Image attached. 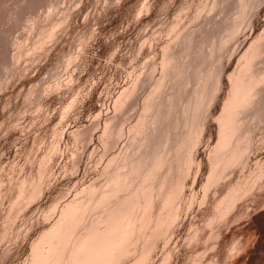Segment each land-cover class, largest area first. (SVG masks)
I'll return each instance as SVG.
<instances>
[{"label": "rangeland", "instance_id": "1", "mask_svg": "<svg viewBox=\"0 0 264 264\" xmlns=\"http://www.w3.org/2000/svg\"><path fill=\"white\" fill-rule=\"evenodd\" d=\"M263 31L264 0H0V264H28L33 244L76 196L89 201L83 223L98 219L105 211L100 199L106 202L115 180L123 194L136 181L126 194L133 192L160 142L168 145L160 147L166 162L152 170L155 184L165 180L158 184L166 183L164 191L154 193L148 233L132 236L131 254L117 264H136L145 249L139 264H229L232 249L239 253L257 236L264 254V216L255 217L264 210V84L259 99L253 95L258 100L245 98L233 141L220 156L213 153L217 119L231 95L229 74ZM181 138L189 145L178 152ZM178 154L192 159L186 172ZM125 161L138 170L130 169L126 183ZM239 182L248 185L223 216L225 205H217ZM158 218L165 222L155 230Z\"/></svg>", "mask_w": 264, "mask_h": 264}, {"label": "bare ground", "instance_id": "2", "mask_svg": "<svg viewBox=\"0 0 264 264\" xmlns=\"http://www.w3.org/2000/svg\"><path fill=\"white\" fill-rule=\"evenodd\" d=\"M246 2V1H245ZM241 4V3H240ZM213 5H214V3H213ZM245 5V4H244ZM243 5V6H244ZM248 5V4H247ZM246 5V6H247ZM242 7V6H241ZM246 8V7H245ZM243 10V9H242ZM240 30V29H239ZM189 35V34H188ZM192 36V35H191ZM190 36V37H191ZM185 37V36H184ZM256 38V37H255ZM191 39V38H190ZM263 39H264V31L263 32H261V34L260 35H258L257 36V38L256 39H254V41H252V43H250V45L248 46V48L245 50V52L242 54V56L240 57V59H239V65L237 66L238 68H236V70H234L233 72H232V74H229V81L232 83H230L231 84V95H230V97L227 99V101L225 102V104H224V108H223V111H222V113L220 114V116L218 117V119H217V122H218V124H219V137H218V141H217V143H216V145L214 146V151H213V153H216V154H218L219 155V153L224 149L225 150V146H227L229 143H231V140H232V133H233V131H234V128H236L235 126H237L238 125V127L240 126L239 124H240V122H241V116L239 117L238 116V112H240V109H241V107L244 105L243 103L245 102V98H246V100L248 99V100H250V101H253V100H258L259 98V95L261 96V94L264 92L263 90H264V87H263V85L262 84H264V67L262 68L259 64H261L260 62H264V61H262V51L264 52V49L263 48H261L262 49V51H260V48L259 47H261V45L259 44V42L262 40L263 41ZM186 40V39H185ZM189 40V39H188ZM187 41V40H186ZM185 41V42H186ZM192 41V40H191ZM262 41L260 42V43H262ZM191 44V43H190ZM263 44H264V41H263ZM189 45V44H188ZM260 45V46H259ZM262 47H264V45L262 46ZM187 49H188V47H186ZM165 49V48H164ZM264 55V54H263ZM165 60V59H164ZM261 60V61H260ZM256 61V62H255ZM260 61V62H259ZM164 62H168V61H164ZM259 62V63H258ZM256 63V64H255ZM254 64H255V66H257V64L261 67V69H263L262 71H260V67L258 68L259 69V71H255L256 69H257V67H255L254 68ZM168 65V64H167ZM166 65V66H167ZM263 66V65H262ZM167 68V67H166ZM165 68V69H166ZM164 69V68H163ZM257 69V70H258ZM231 79V80H230ZM205 80V79H204ZM208 80V79H207ZM209 80H210V78H209ZM208 80V81H209ZM160 82H161V80H160ZM207 82V81H206ZM139 83V82H138ZM205 83V82H204ZM136 84V83H135ZM159 84V83H158ZM137 85V84H136ZM261 86L263 87L261 90L263 91H260V93L259 92H257V91H259L258 90V88L260 89L261 88ZM157 87H159V86H157ZM207 87V86H206ZM206 87H204V88H206ZM130 88V87H129ZM201 88V87H200ZM155 89H156V87H155ZM196 89V88H195ZM134 90H136V89H134ZM158 90H159V88H158ZM197 90H199L198 91V93L201 91V90H204L203 89V87H202V89L200 90L199 89V87L197 88ZM130 91V90H129ZM156 91V90H155ZM135 92V91H134ZM256 92H257V95H258V93H259V95H258V97H257V95H256ZM262 92V93H261ZM124 93V92H123ZM193 93V92H192ZM197 92H196V94H198ZM202 93H204V92H202ZM201 93V94H202ZM127 94V93H126ZM132 94H133V92H132ZM200 94V93H199ZM256 95V97L258 98H256V97H254V98H256V99H254L253 98V95ZM122 95V94H121ZM120 95V96H121ZM125 95V94H124ZM171 95V94H170ZM169 95V96H170ZM252 95V96H251ZM264 95V94H263ZM208 96V95H207ZM153 97V96H152ZM167 97V96H166ZM193 97V96H192ZM199 97H201V96H198V98ZM204 97V96H203ZM251 97V98H250ZM149 99H150V97H148ZM162 98V97H161ZM253 98V100H251ZM155 99V98H154ZM172 99V98H171ZM206 99V98H205ZM195 100V99H194ZM197 100V99H196ZM203 100V99H202ZM123 101V100H122ZM164 101V100H163ZM173 101V100H172ZM171 101V102H172ZM191 101V100H190ZM190 101H188V102H190ZM151 102V101H150ZM161 102V101H160ZM169 102V101H168ZM167 102V103H168ZM196 102V101H195ZM198 102H200V101H198ZM247 102V101H246ZM245 102V103H246ZM249 102V101H248ZM120 103V102H119ZM148 103V102H147ZM170 103V102H169ZM201 103V102H200ZM256 102H254V103H252L253 105L255 104ZM121 104V103H120ZM164 104V103H163ZM172 104V103H171ZM193 104H195V103H193ZM196 104H198L199 105V103H196ZM249 103H247L246 105H248ZM125 105V104H124ZM201 105H203V104H201ZM245 105V106H246ZM164 106V105H163ZM250 106V105H249ZM252 106V105H251ZM120 107V106H119ZM118 107V108H119ZM123 107V106H122ZM148 107V106H147ZM186 107H191V106H189V104L186 106ZM194 107H196V105L194 106ZM161 108V107H160ZM166 109V108H165ZM167 109H169V108H167ZM189 109V108H188ZM187 109V110H188ZM193 109V108H192ZM244 109V108H243ZM170 110V109H169ZM183 110V109H182ZM242 110V109H241ZM189 111V110H188ZM187 111V112H188ZM194 111H195V109H194ZM197 111V110H196ZM165 112V111H164ZM170 112V111H169ZM192 112H193V110H192ZM183 113V112H182ZM191 113V112H190ZM186 114V113H185ZM189 114V113H188ZM200 114V113H199ZM198 114V115H199ZM158 115H159V113H158ZM168 115V112H167V114H166V116ZM193 115V114H192ZM163 116V115H162ZM165 116V117H166ZM195 117H196V115H195ZM241 118V119H240ZM164 119V118H163ZM170 119V118H169ZM185 119V118H184ZM187 119V118H186ZM195 119L196 118H194V121H195ZM163 121V120H162ZM185 121V120H184ZM141 122V121H140ZM145 122V121H144ZM186 122V121H185ZM164 123V122H163ZM162 123V124H163ZM189 123V122H188ZM147 124V123H146ZM165 124V123H164ZM183 124H184V122H183ZM185 125H186V127L188 126L186 123H185ZM184 125V126H185ZM191 125V124H190ZM158 126V125H157ZM178 126V125H177ZM137 127V126H136ZM193 127V126H192ZM191 127V128H192ZM238 127H237V129H238ZM108 128V127H107ZM141 128H142V125H141ZM145 128V127H144ZM240 128V127H239ZM178 129V128H177ZM176 129V130H177ZM181 129V128H180ZM184 130L186 129L187 130V128H183ZM189 129V128H188ZM193 129V128H192ZM204 129V128H203ZM241 129H242V126H241ZM111 130V129H110ZM121 130V129H120ZM148 130V129H147ZM155 130V129H154ZM169 130V129H168ZM175 130V131H176ZM185 130V131H186ZM201 130V129H200ZM119 131V130H118ZM143 131V130H142ZM192 131V130H191ZM190 131V132H191ZM109 132V131H108ZM172 132V131H171ZM177 132V131H176ZM183 132V131H182ZM118 133V132H117ZM150 133V132H149ZM187 133V132H186ZM202 134L203 132L201 131V132H199V134ZM244 133V132H243ZM105 134V133H104ZM108 134V133H107ZM143 134V133H142ZM141 134V135H142ZM145 134H147V133H145ZM152 134V133H151ZM155 134V133H154ZM157 134V133H156ZM170 134V133H169ZM181 134V133H180ZM190 134V133H189ZM188 134V135H189ZM198 134V133H197ZM234 134H235V132H234ZM239 134V133H238ZM111 135V134H110ZM118 135V134H117ZM119 135H120V133H119ZM122 135V134H121ZM121 135L119 136V137H121ZM176 135V134H175ZM182 135V134H181ZM245 135V134H244ZM244 135H241V137L242 136H244ZM109 136V135H108ZM113 136V135H112ZM137 136V135H136ZM155 136V135H154ZM177 136V135H176ZM183 136H184V134H183ZM186 136V138H187V135H185ZM184 136V137H185ZM199 135H197L196 137H198ZM118 137V136H117ZM144 137V136H143ZM148 137H150V135L148 136ZM202 137V136H201ZM239 138H240V136H238ZM110 138V137H109ZM112 138V137H111ZM136 138V137H135ZM155 138V137H154ZM199 138V137H198ZM238 138V139H239ZM243 138V137H242ZM158 140L160 139L159 137L157 138ZM181 139H183V138H181ZM241 139V138H240ZM143 140V139H142ZM156 140V139H155ZM158 140H157V142H158ZM136 141H138L137 139H136ZM148 141V140H147ZM151 141H153V140H151ZM177 141V140H176ZM180 141V140H179ZM181 141H183V142H181V144H179V146H178V144H176V142H175V144H176V146L177 147H179L178 148V150L180 149V151H178L177 149V151L178 152H181V150H182V152H183V150H184V148H187V147H185L186 145H187V141L188 140H186L185 141V138L183 139V140H181ZM233 141V140H232ZM235 141V140H234ZM248 141H249V139H248ZM134 142V141H133ZM144 142H146V141H144ZM155 142V141H154ZM157 142H155V144H157ZM169 142V141H168ZM238 142H240V141H238ZM141 143V142H140ZM146 143H149V142H146ZM161 143V145H156L155 147V149L154 150H152V151H154V152H152V156H151V160H153V162H151L150 161V163L152 164V167H151V164H150V166H148V167H151L150 169H149V172H148V169H147V167H146V169L144 168V169H142V170H145V171H147L148 173H145V172H143L142 170V172L140 173V175L142 174V173H145V175H142V176H140L141 177V179H142V182H139V176L137 177H135L134 178V181L136 180V178H137V181H138V183H141V184H139V185H137L136 184V186L135 187H140V188H136V189H133L134 191L132 192L131 190H132V188L133 187H131L132 185H135V183H136V181H135V183L134 184H132L131 185V183H133V182H130L129 181V184H130V186L129 187H131V192L129 193V194H126V192L128 191L129 192V187L127 186V184H126V186L125 187H128V188H126L125 189V191H124V193L125 194H123V186H121L122 188L121 189H119V186L122 184L123 185V183L121 182V184L119 185L118 183H117V180H115V182L116 183H113L112 185H111V180H114L113 178V176H115V174L114 175H112V177L113 178H110L111 180H109V181H111V182H109L110 183V185L112 186V187H114V189L112 188V187H110L108 190H110L111 188H112V191H111V193L109 192V193H107V192H105V194L107 193V194H109L108 195V197H107V194H106V196L105 197H107V199H106V202L104 201L105 199H104V192L101 194V193H98V194H101L100 196H102L103 195V200L102 199H100L102 202H103V205L105 206V208H103V209H105V211L103 212L102 211V214H100L101 212H99V214L98 215H100V217L98 216V219L96 218V220H94V221H92L91 223H90V221H89V224H87V221H85L86 223H83L84 221L83 220H85V218L83 219V217L84 216H86V214H87V212L85 213V215L83 214L84 212H85V209H87L86 208V206H89V205H87V204H89L88 202L89 201H87V202H85L83 199H75V198H72L71 199V201H69V202H67V204H65L64 205V207L61 209V211H60V214H59V216H58V218L56 219V221H55V223L48 229V230H45V232H43L42 233V235H41V237H39L38 238V240L33 244V246H32V251H31V256H30V260L28 261V264H112L113 262H115V263H113V264H117V262L119 263V262H123L124 263V261H125V258L126 257H128V255H130L131 253H130V251H129V247H128V250L126 249L127 248V243L129 242V240H130V238L133 236V238L135 237L134 235H136L137 237H138V234H141L142 232H143V234L147 231V233H148V230H145V227L147 226L146 225V221L148 220L150 223H151V220H150V218L152 219V209H153V206H152V200H153V196H154V193L156 192V194L158 193V192H160L161 193V190L163 189V187L165 186V182H164V186L161 188V187H159V183L161 182V180H159V179H157V182H158V180L160 181V182H158V183H154L155 181H156V175L158 174L157 172L155 173V172H153V170L155 169L156 170V168H154L153 169V167H157L158 166V168H159V165H163V162H166V155H163V148L161 149V151H162V153H161V151H160V147H162V144L164 145V143L165 142H160ZM160 143H158V144H160ZM180 143V142H179ZM235 143V142H234ZM241 143V142H240ZM117 144V143H116ZM139 144V143H138ZM144 144V143H143ZM154 144V143H153ZM166 145H167V143H165ZM171 144V143H170ZM236 144V143H235ZM140 145V144H139ZM142 145V144H141ZM141 145H140V148H141ZM146 145V144H145ZM188 145H189V143H188ZM187 145V146H188ZM138 145H136V147H137ZM144 145H142V148L144 149V147H143ZM150 146V145H149ZM148 146V147H149ZM168 146V145H167ZM172 146V145H171ZM170 145H169V147H171ZM175 146V145H174ZM174 146H172V147H174ZM232 146H235L234 147V149L236 148V145H232ZM238 146V145H237ZM135 147V148H136ZM145 147H147V146H145ZM148 147H147V150H148ZM151 147L153 148V145L151 144ZM151 147H149V148H151ZM163 147H166L165 145L163 146ZM225 147V148H224ZM229 147V146H228ZM239 147H240V145H239ZM242 147V146H241ZM232 148V147H231ZM137 149V148H136ZM157 149H159V150H157ZM167 148H165V150H166ZM169 149H171V148H169ZM229 149V148H228ZM233 149V150H234ZM138 150V149H137ZM141 150V149H140ZM139 150V152H141ZM171 150H173V149H171ZM175 150V151H176ZM236 150V151H235ZM234 151L235 152H237V150L238 149H235ZM136 151V150H135ZM142 151H145V150H142ZM159 151V152H158ZM168 151V150H167ZM174 151V150H173ZM227 151V150H226ZM137 152V151H136ZM135 152V154H134V156L135 155H137L138 153H136ZM147 152V154H149L148 153V151H146ZM171 152V151H170ZM223 152V151H222ZM228 152V151H227ZM233 152V151H232ZM234 152V153H235ZM142 153V152H141ZM145 153V152H144ZM143 153V154H144ZM226 153V152H225ZM238 153H241L240 152V149H239V151H238ZM143 154H142V156H143ZM146 154V153H145ZM166 154H168V152H166ZM170 154V153H169ZM173 154V153H172ZM176 154V153H175ZM182 154V153H181ZM231 154V153H230ZM241 154H243V153H241ZM131 155V154H130ZM140 155V154H139ZM151 154H149V155H147V158L150 156ZM184 156H185V153L183 154ZM183 155H182V159H176L175 158V161L176 160H180V161H176L177 163H178V165H179V162H181L182 160H183V164H182V162H181V164H182V166H183V168H182V166H181V164L179 165L180 167H181V169H184L183 171L184 172H186V170L189 168L188 166H192L191 164H193V163H191L192 162V159L190 160L189 158L190 157H187L188 159H186V160H184L183 159ZM215 155V154H214ZM225 155V154H224ZM138 156V155H137ZM186 156H189V155H187L186 154ZM185 156V157H186ZM220 156V155H219ZM231 156V155H230ZM229 155H228V157H230ZM237 156V155H236ZM238 156H240L239 154H238ZM125 157V156H124ZM146 158V155H144L142 158L139 156V158L137 159L138 160V163L140 162V161H142V162H140V165L142 164V166H143V160L145 161V158ZM169 157V156H168ZM167 157V158H168ZM171 157V156H170ZM175 157V156H174ZM178 157H179V154H178ZM179 157V158H180ZM217 157V155L215 156V158ZM232 157H233V155H232ZM116 158V157H115ZM115 158H113V159H115ZM119 157H117V159H118ZM172 158V157H171ZM219 158V157H218ZM221 158V157H220ZM220 158H219V160H220ZM116 159V160H117ZM140 159V160H139ZM143 159V160H142ZM233 159V158H232ZM115 160V161H116ZM124 160H126V158L124 159ZM149 158L145 161V162H147V163H149ZM173 161H174V159H172ZM171 160V161H172ZM222 161H223V159H221ZM220 160V161H221ZM234 160H235V158H234ZM129 161H132L131 160V158H130V160ZM128 161V162H129ZM134 161H135V163H134ZM168 161H169V159H168ZM170 161V162H171ZM216 161V160H215ZM136 160H134L133 159V162L131 163V162H129V163H131V165H136ZM144 162V163H145ZM176 162H173V163H176ZM213 162H214V158H213ZM231 162V161H230ZM126 163V161L124 162V164ZM134 163V164H133ZM137 163V165H138V167H139V164ZM153 163H155L154 164V166H153ZM172 163V162H171ZM172 163V164H173ZM191 163V164H190ZM215 163V164H214ZM213 163V168L215 169V166H217V164H218V160L216 161V162H214ZM220 163H222V162H220ZM226 163V162H225ZM123 164V163H122ZM190 164V165H189ZM229 164V163H228ZM110 165V164H109ZM112 165V164H111ZM125 165H127V163L125 164ZM131 165H129V167L131 166ZM147 164H144V166H146ZM166 163H165V167H164V171H165V169H166ZM168 165H169V163H168ZM174 165V164H173ZM177 165V167H179ZM224 165V164H223ZM226 165V164H225ZM124 165H120L119 166V168L122 170H120L119 168V171H114V172H117V175H118V173L121 171V172H123V169L125 170V169H127V167H128V165H127V167L125 168V167H123ZM143 166V167H144ZM176 166V165H175ZM219 166V165H218ZM111 167V166H110ZM122 167H123V169H122ZM129 167H128V170H129V173H127V171H126V173H122L123 174V176H122V174H121V176L123 177V179H124V182L126 183V181H127V179H128V175H129V178H130V175H131V173H132V171H134V170H132L131 168H133L134 166H132L130 169L132 170L131 171V173H130V169H129ZM135 167H137V166H135ZM137 167V168H138ZM171 167V166H170ZM220 167V166H219ZM261 167V166H260ZM139 168H141V166L139 167ZM162 168V167H161ZM133 169H136V168H133ZM153 169V170H152ZM168 169H171V170H173L172 169V167L171 168H169L168 167ZM178 169V168H177ZM180 169V171H182ZM213 169V170H214ZM218 169V168H217ZM260 169H262V168H260ZM110 170V169H109ZM140 170V169H139ZM154 170V171H155ZM161 170L162 169H160L159 170V172L161 173ZM136 171H138V170H136ZM136 171H134V172H136ZM166 171H168V170H166ZM165 171V172H166ZM178 171V170H177ZM183 171L182 172H180L181 174L183 173ZM263 171V170H262ZM113 172V171H112ZM133 172V173H134ZM140 172V171H139ZM179 172V171H178ZM177 172V174H180V173H178ZM188 172V171H187ZM257 172V171H256ZM260 172V171H259ZM258 172V173H259ZM110 173V172H109ZM136 173H138V172H136ZM154 173H155V178H154V180H153V175H154ZM160 173H159V175H160ZM215 173V170L214 171H211V175H210V179H212L213 178V176L215 175L214 174ZM252 173V172H251ZM107 174V173H106ZM120 174V173H119ZM135 174V173H134ZM133 174V175H134ZM261 174H262V172H261ZM109 175V174H108ZM184 174H182V175H179V176H183ZM185 175H187V173L185 174ZM255 175V174H254ZM135 176V175H134ZM179 176H178V178H179ZM252 176V175H251ZM256 176V175H255ZM264 176V175H263ZM117 177H119V176H117ZM217 177H218V175H217ZM120 178V177H119ZM127 178V179H126ZM219 178V177H218ZM251 178V177H250ZM263 178V177H262ZM116 179V178H115ZM118 179V178H117ZM126 179V180H125ZM131 179V178H130ZM132 179H133V176H132ZM140 179V180H141ZM181 179V178H180ZM209 179V180H210ZM245 179H249V178H245ZM257 179H259V178H257ZM118 180H120V179H118ZM121 181H122V179H121ZM131 181H133V180H131ZM163 181H165V180H163L162 179V182ZM244 181H246V180H244ZM249 181V180H248ZM254 181V180H253ZM114 182V181H113ZM118 182H120V181H118ZM128 182V181H127ZM161 182V183H162ZM247 182V181H246ZM244 183V182H239V183H237V184H235V185H233L231 188H230V190L228 191V193L223 197V199L218 203V205H217V208H219L220 207V209H221V207H224V205H225V207H224V214H223V216L225 215V213L226 214H228L227 213V211L230 209V206L233 204V205H235L236 203H235V201L237 202V200L236 199H238L237 197H238V194H239V192L240 191H242V189L244 188V184H247V183ZM108 183V182H107ZM109 183H108V186H110L109 185ZM241 183V184H240ZM114 184H117V185H119L118 186V188H117V185H114ZM253 184V183H252ZM257 184V183H256ZM107 185V184H106ZM156 185H158V186H156ZM163 184H161V186H162ZM248 185V184H247ZM246 185V186H247ZM245 186V187H246ZM94 187V186H93ZM243 187V188H242ZM248 187H250V184H249V186ZM255 187V186H254ZM159 188H161V189H159ZM171 188H173V185H172V187ZM242 188V189H241ZM92 189V188H91ZM95 189V188H94ZM94 189H92V191H94ZM96 190V189H95ZM105 190V189H104ZM107 190V191H108ZM160 190V191H159ZM245 190H247V187H246V189ZM248 190H249V188H248ZM163 191H164V189H163ZM162 191V194L164 193ZM171 191V190H170ZM96 192H97V190H96ZM122 192V193H121ZM167 192H169V191H167ZM172 192V191H171ZM170 192V193H171ZM245 192V191H244ZM247 192V191H246ZM93 193V192H92ZM173 193V192H172ZM172 193L170 194V195H172ZM86 194V193H85ZM89 194V193H88ZM80 195V194H79ZM92 195V194H91ZM94 195V194H93ZM140 195V196H139ZM165 195V194H164ZM241 195V194H240ZM239 195V196H240ZM243 195V194H242ZM160 196V195H159ZM159 196H158V198H159ZM163 196V195H162ZM168 196H169V194H168ZM245 196V195H244ZM99 197V196H98ZM166 197V196H165ZM169 197H171V196H169ZM168 197V198H169ZM88 198H90V197H88ZM94 198V197H93ZM100 198V197H99ZM102 198V197H101ZM86 199V198H85ZM92 199V198H91ZM112 199H114V201H111ZM140 199H142V200H140ZM167 199V198H166ZM239 199H241V198H239ZM238 199V201H240ZM97 201H98V204H100V202H99V199H97ZM97 201H95V202H97ZM91 202H94V201H91ZM167 202V201H166ZM169 202V201H168ZM87 203V204H86ZM93 204V203H92ZM96 204V203H95ZM166 204V203H165ZM164 204V205H165ZM102 205V206H103ZM107 205V206H106ZM168 205V204H167ZM223 205V206H222ZM97 206H99V205H97ZM103 206V207H104ZM91 207L92 208H96V205H95V207H93L92 205L88 208V210H90L91 209ZM100 208H101V204H100V206H99ZM233 207V206H232ZM98 209V210H96V209H94V212L95 211H100L101 209ZM233 209V208H232ZM93 210V209H92ZM163 210V209H162ZM223 210H221V211H223ZM165 211V210H164ZM93 212V211H92ZM93 212V213H94ZM167 212H169V211H167ZM161 214H162V212H160ZM164 213V212H163ZM166 213V212H165ZM171 213H174V212H172L171 211ZM90 214H92V213H90ZM97 214V213H96ZM161 214H159L160 216L159 217H161ZM166 214H168V213H166ZM222 214V213H221ZM170 213H169V217H170ZM173 218H170V219H172V220H174L176 217H177V214H172L171 215ZM219 216V215H218ZM95 217H97V215L95 216ZM162 217L164 218V216L162 215ZM161 217V218H162ZM166 217V216H165ZM168 217V216H167ZM220 217H222V215L220 216ZM94 218V217H93ZM92 218V219H93ZM169 219V218H168ZM222 219V218H221ZM158 220V221H157ZM156 221V226H155V230H158L161 226H162V224L165 222V221H161V219L160 218H158ZM148 221H147V224H148ZM167 221V220H166ZM169 221V220H168ZM167 221V222H168ZM149 223V224H150ZM219 223V222H218ZM82 224H87V225H82ZM146 225V226H145ZM151 225V224H150ZM164 225V224H163ZM166 225H167V223H166ZM166 227V226H165ZM164 227V228H165ZM147 228V227H146ZM163 228V227H162ZM148 229V228H147ZM145 232H144V231ZM155 230H153L152 232V234H154V232H156ZM162 234H163V231H162ZM146 235V234H145ZM155 235V234H154ZM142 236V235H141ZM136 237V238H137ZM150 237V236H149ZM153 237V236H152ZM143 238V237H142ZM139 239H140V237H139ZM133 241H134V239H132ZM132 242V241H131ZM130 242V243H131ZM138 242V241H137ZM136 242V243H137ZM132 244H133V242H132ZM128 245H130L129 243H128ZM134 245V244H133ZM131 246V247H134V246ZM138 245V244H137ZM136 248V247H135ZM132 249V252H133V248H131ZM146 251L148 252V250L147 249H145L142 253H141V256L139 257V261H137L138 262V264L139 263H142L143 261H145V255H146ZM135 252V251H134ZM134 254V253H133ZM147 256V255H146ZM147 259V258H146ZM165 259V258H164ZM168 259V258H167ZM124 260V261H123ZM166 262L168 261V260H165ZM137 262H136V264H137ZM27 263V262H26ZM122 263V264H123ZM164 264H166L165 262H163ZM121 264V263H120Z\"/></svg>", "mask_w": 264, "mask_h": 264}, {"label": "crops", "instance_id": "3", "mask_svg": "<svg viewBox=\"0 0 264 264\" xmlns=\"http://www.w3.org/2000/svg\"><path fill=\"white\" fill-rule=\"evenodd\" d=\"M262 214L264 216V210L255 215V217ZM253 222V221H252ZM250 225V224H249ZM259 235V228H257L256 236ZM259 237L257 236V239H253L250 243L248 240V243L246 246L241 249L239 253H237L236 248L232 249V256L233 258L230 260L229 264H264V254L259 253L256 250V244L259 241ZM243 240V239H242Z\"/></svg>", "mask_w": 264, "mask_h": 264}]
</instances>
